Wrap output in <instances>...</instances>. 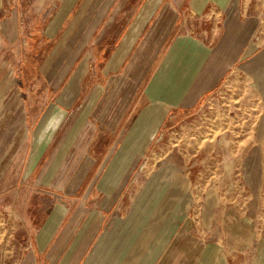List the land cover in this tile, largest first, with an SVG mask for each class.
Masks as SVG:
<instances>
[{
  "label": "crops",
  "instance_id": "obj_1",
  "mask_svg": "<svg viewBox=\"0 0 264 264\" xmlns=\"http://www.w3.org/2000/svg\"><path fill=\"white\" fill-rule=\"evenodd\" d=\"M9 1L0 0V6L9 9ZM114 4L109 9L112 15L119 11L118 22L140 10V3L128 9ZM141 11L147 27L139 42L152 44L150 66L145 69L134 58L115 76L128 77L129 91L143 81L148 106L185 112L223 84L224 119L232 126L218 136L222 146L193 153L199 157H190L186 170H196L203 152L208 163L215 161L206 177L192 179L178 163H162L161 177L171 179L162 177L159 188L151 178L144 209L130 202L126 218H119L125 192L134 186L124 175L138 151L121 150L130 132L122 133L127 102L108 124L103 111L95 117L93 106L87 112L81 108L27 169L20 161L8 162L60 110L53 97L62 105L80 89L85 68L81 60L70 70L60 64L72 54L56 40L48 61L34 72L37 78L26 82L20 70V17L3 19L0 42L8 56L0 62V264H264V0H148ZM137 27L138 22L132 31ZM75 30V37L83 38L81 29ZM137 40L129 35L128 45ZM106 69L96 71L97 79L109 74ZM14 82L18 98L3 109ZM54 91L51 98L48 92ZM101 124L115 137L113 146L98 131ZM32 153L37 155L35 147ZM125 156L127 164L116 162ZM14 166L18 178L10 180L6 175ZM21 171L26 172L20 178ZM40 193L48 198L47 209H41L40 198L31 200Z\"/></svg>",
  "mask_w": 264,
  "mask_h": 264
},
{
  "label": "rangeland",
  "instance_id": "obj_2",
  "mask_svg": "<svg viewBox=\"0 0 264 264\" xmlns=\"http://www.w3.org/2000/svg\"><path fill=\"white\" fill-rule=\"evenodd\" d=\"M119 1L120 4L104 0H13V2L10 0L7 8L12 6L11 9H4L0 6V21L20 17V70L21 73L24 72L26 82L30 83L32 79L34 81V78H37L34 72L44 62L48 61L49 52L52 51L50 49L51 44H54L56 40H60L57 43L63 47L65 45L67 51L72 54L71 58L69 57L67 60L63 57L59 62L60 64L62 63L63 66L67 64L66 68L70 70L76 62L78 63L81 60L83 62L82 66L85 68L80 89L72 92V95H67L66 99L63 100V106L60 105L59 97H53L57 91L48 92V95L57 101L58 106L56 109L60 108V110L55 111L50 116L38 138L37 133L34 134L33 138H26L22 145V152L19 155H6V159L8 156L7 161L15 164L20 161V163H24V168L27 169L30 163L36 162L51 147L60 131L66 127V124L72 120L81 108L87 112L93 106L94 109H97L95 117L101 116L100 110L103 111V119L106 121L105 124H108V121L112 122L119 117L123 106L129 102V107L126 108L125 106L127 116L122 133H126L128 130L130 132L121 150H127L126 152L132 150L131 153H133L137 147L138 151L124 175V179H134V186L131 191L126 190L125 197L122 199V204L118 210V217L124 220L131 207L130 202L133 207L134 204L136 205V210L141 211L144 209L145 194H150L147 193V182L151 178H157V182H159L155 183V186L159 188H161L162 177L163 179H171V176L161 177L159 169L162 167V163L168 160L174 161L179 164L180 168L188 172L186 170L187 161L190 160V157L195 159L199 157V155L193 156L192 154L200 152V150L205 152L206 147L210 145L222 146L220 143L223 140L218 136L225 130V127L228 128L232 125H230L231 122L228 123L224 119L225 96L223 84L220 85L219 91L216 92L215 90L203 96L194 111L185 112L176 108L148 106L143 93V81L135 91H129V86L131 87L132 84L127 79L128 77H124V80H118L119 77L116 78L115 75L119 71L128 69L134 58L138 59L140 63L143 62L145 69L149 67L151 63L150 56L153 51L151 43L139 42L147 27V18L145 17L142 20L140 18L141 8L145 6L148 0ZM17 2H19L18 6ZM6 3L4 6L7 5ZM135 3H140L138 7L140 10L136 12L137 17L133 16L131 19L125 17V19H120L121 21L118 22L119 11L117 10L118 12H115V15L110 13L109 8L113 4L117 7L120 6V9H128L134 8ZM100 11L103 14L102 17L107 16L105 20L98 16ZM123 13L126 14V12ZM101 21L106 22V25L97 27V23ZM137 22V29L132 31ZM77 28L81 29L80 33L83 38L75 37L74 30H77ZM260 30L264 31V16L262 17ZM129 35H135L138 39L137 42L128 45ZM65 40L71 41L66 43ZM134 47H136V52ZM6 51L0 42V62L8 56ZM146 55L147 59L145 61ZM73 67L75 68V66ZM105 67L108 68L106 70L111 71L108 72L109 74L105 73L104 77L97 79L96 71L103 70ZM103 89L105 92H103ZM17 92L16 82H14L3 98V109H6L7 103L13 101L14 98H18ZM102 96L104 97L100 102L101 105L96 108L98 98H102ZM42 98H47V95H43ZM217 99H219L218 102H216ZM51 107L54 109L53 106ZM1 109L0 107V114ZM52 109L50 108V112ZM210 110L212 115H210ZM116 123L118 124V122ZM98 131L104 132V141L113 146L110 143L116 139L109 134L110 131L102 124L101 127H98ZM21 142L22 140H20V144ZM33 147L36 148L37 155H33ZM39 152L42 154L39 155ZM204 152L201 154V164L195 162V164H198L196 170L188 172L186 178L192 179L194 176L197 178L200 173H202V178L206 177L208 173L206 168L210 169V165L215 159L212 158L208 163L209 156ZM260 160H263L264 171V155L260 156ZM128 161L129 156H125L116 162L127 164ZM140 165L142 167L137 171L136 169L140 168ZM16 168L17 166H14L13 170L7 172L6 177L8 179L15 180L18 178L19 172ZM157 170L159 171L158 175H154ZM25 172H20V178ZM262 196L264 199L263 183ZM44 197L46 198L44 199ZM38 198L45 205L41 206V209H47V196L40 193L39 196L35 195V198L32 196L31 200H37ZM12 199L13 197H9L10 201Z\"/></svg>",
  "mask_w": 264,
  "mask_h": 264
}]
</instances>
